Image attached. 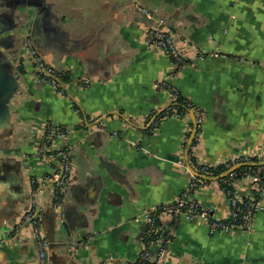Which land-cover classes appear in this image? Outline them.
<instances>
[{"label":"crops","instance_id":"obj_1","mask_svg":"<svg viewBox=\"0 0 264 264\" xmlns=\"http://www.w3.org/2000/svg\"><path fill=\"white\" fill-rule=\"evenodd\" d=\"M141 8L175 34L186 63L180 70L145 45L143 27L152 21ZM28 36L58 72L69 70L66 95L36 82L25 59L18 62ZM0 52L23 88L12 134L0 140V264H37L31 241L13 247L8 220L23 210L31 180L52 172L36 157L46 123L69 129L54 147L74 167L63 212L46 206L40 219L50 264H133L142 213L188 189L187 123L171 118L144 135L145 120L169 102L157 83L171 74L206 116L196 160L264 156V0H0ZM251 189L238 184L241 198ZM190 197L214 218H227L217 181ZM39 199L45 204L46 192ZM262 207L252 229L234 235L212 234L202 220L166 219L175 231L166 264H264ZM76 244L79 252L71 249Z\"/></svg>","mask_w":264,"mask_h":264},{"label":"built area","instance_id":"obj_2","mask_svg":"<svg viewBox=\"0 0 264 264\" xmlns=\"http://www.w3.org/2000/svg\"><path fill=\"white\" fill-rule=\"evenodd\" d=\"M140 11L147 20L152 21L151 25L143 27L145 45L162 52L170 58L174 69L180 70L186 63L176 45L175 34L163 22L154 20L152 12L148 9L141 8ZM23 59L31 65V76L36 82L50 85L58 94L66 95V86L71 81H65L64 77L70 76L69 70L58 72L50 60L35 48L31 39L26 41ZM173 77L174 74H171L165 80L157 83L159 88L169 92V102L163 111L153 113L145 120L146 130L144 135L148 137L155 133L163 121L171 118L181 119L187 123L188 129L183 148L191 158L189 164H185L188 167L189 174L188 189L176 200L142 213L141 225L145 228L142 233V249L133 264H162L175 236L173 225L167 223L166 219L185 217L188 220H202L212 234L234 235L250 231L256 216L263 208L264 168L262 165H258L257 169L246 170L241 174H237L235 170L241 168H237V166L243 164L255 165V159L258 160L257 163H263L264 156H235L218 164H204L196 160V150L202 141V124L206 116L189 99L182 96L179 89L171 82ZM87 85L88 82L84 80L79 83L81 87ZM180 99H183L185 111H180L177 107ZM75 112L80 113L79 109H75ZM94 121H91V123H94ZM97 130L103 131V128L98 126ZM193 133L195 135L192 144L189 146ZM69 134V129L65 127H59L53 123L46 124L43 136L38 143L36 157L52 166V172L44 179H32L30 206L17 222L18 228L29 224L28 229L32 237L35 238L40 264H49V242L40 220H36V217L42 214L44 208L39 196L43 192L42 186L49 184L50 205L59 212L64 206L66 192L73 184L74 167L67 154L64 151H58L54 147V142L56 139L63 140L67 138ZM142 150L146 155H151L149 150ZM221 168L225 169L223 172H227L226 176H228V179L224 182L225 187H220V189L224 195L229 214L225 219H216L208 209L193 201L190 193L206 184L207 180L205 178H210L219 173ZM246 181L252 185L251 193L247 198H241L238 184ZM76 249H79L78 246Z\"/></svg>","mask_w":264,"mask_h":264},{"label":"water","instance_id":"obj_3","mask_svg":"<svg viewBox=\"0 0 264 264\" xmlns=\"http://www.w3.org/2000/svg\"><path fill=\"white\" fill-rule=\"evenodd\" d=\"M27 39H31V36H28ZM39 52L42 53L41 51H39ZM1 61L3 63H1ZM20 79H21L20 73L16 69H14V66L9 61V59L6 58L0 52V140L5 139L7 136L12 134L11 127L13 125V119L15 117L14 112H13V108L15 105L20 104V101L18 102L17 99L23 98V96L20 95V92H22V89H23L22 86L19 84ZM46 124L43 126V130H44ZM7 131L10 133L9 135H7ZM194 135H195V133H193V135L189 141V146L192 144ZM249 165L250 164H243V165L237 166V168L249 166ZM261 165H264V162L261 163ZM226 175L227 174H225V176ZM47 176L48 175L42 177L41 179H44ZM10 179L11 178H7V180L10 182V184L15 185L16 182L12 181ZM205 179L207 181H217V179H214V178H205ZM42 190L44 192H46V195H47V201L45 203L46 205L44 204V208H43V212H44L46 206L52 207L50 205L51 197H50V186H49V184L42 186ZM30 203H31V187L28 190L27 202H26V204H24L23 210L20 211L16 215V217L12 218L11 220H8V222H9L8 228L11 230L10 231V237H12L13 247L19 246L21 244V242H23V241H31L32 244H34V246H36L35 238L32 237V234H30V230L28 229L29 224L23 225L21 228H18V226H17V222H18L19 218L28 209V207L30 206ZM43 212H42V214H43ZM60 212H63V208L61 209ZM42 214L37 216L36 220H40ZM143 231H145V228H143ZM46 238H47V236H46ZM47 240H48V238H47ZM48 242H49L48 259H49V264H50L49 252H50L51 243L49 240H48ZM77 246L79 248L78 250L75 248ZM75 247H71V249L73 250V248H74V251L79 252L81 247H79V245H77V244ZM168 258H169V252L165 255V258H164L162 264H166V262L168 261ZM37 264H40L39 263V257H37Z\"/></svg>","mask_w":264,"mask_h":264},{"label":"trees","instance_id":"obj_4","mask_svg":"<svg viewBox=\"0 0 264 264\" xmlns=\"http://www.w3.org/2000/svg\"><path fill=\"white\" fill-rule=\"evenodd\" d=\"M64 80L69 82V81H71V78H70L69 75H67V76L64 77ZM182 100H183V99H182ZM182 100H181V99L179 100V102H178V104H177V107L180 109V111H185L186 108H185L184 103H183ZM188 158H189V156H188ZM189 160H191V158H189ZM254 162H256L255 165L244 166V167L238 168V169L235 170V172H236L237 174H241L242 172H244V171H246V170L257 169V168H258V165H260L261 163H257V162H258L257 159H255ZM262 167L264 168V165H262ZM223 171H225V169L221 168V169L219 170V173H216V174H214L212 177H210V178L217 179L218 184H219L220 187H222V188L225 187L224 182L226 181V179H228V176H225V174H226L227 172L224 173Z\"/></svg>","mask_w":264,"mask_h":264},{"label":"flooded vegetation","instance_id":"obj_5","mask_svg":"<svg viewBox=\"0 0 264 264\" xmlns=\"http://www.w3.org/2000/svg\"><path fill=\"white\" fill-rule=\"evenodd\" d=\"M27 40H28V39L26 38V39L22 42L21 49H20L21 53H20V55H19L18 62H19V61H20V62L23 61V58H24V55H25V44H26V41H27ZM31 42L33 43L32 40H31ZM35 248H36L37 257H39V252H38L37 246H35Z\"/></svg>","mask_w":264,"mask_h":264}]
</instances>
